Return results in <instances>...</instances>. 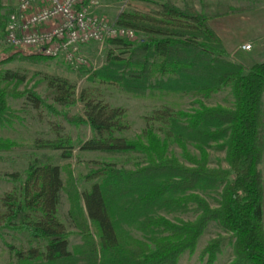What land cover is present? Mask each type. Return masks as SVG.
Instances as JSON below:
<instances>
[{"label":"trees","instance_id":"trees-1","mask_svg":"<svg viewBox=\"0 0 264 264\" xmlns=\"http://www.w3.org/2000/svg\"><path fill=\"white\" fill-rule=\"evenodd\" d=\"M5 1L0 0V39L9 16ZM161 7V19L131 13L118 17L119 25L139 31L145 42L134 46L126 40L110 41L128 58L112 56L105 72L96 73L93 80L142 93L155 87L151 81L159 74L161 89L166 86L184 95L206 97L231 87L234 107H209L198 101V109L186 112L165 106L146 118L143 137L130 140L124 136L130 129L125 109L112 106L92 89H84L77 98L76 87L68 80L48 78L49 98L55 105L82 104L83 114L62 115L71 125L88 127L91 137L75 142L57 131L56 140H36L35 149L61 152L64 160L72 159L77 148L81 152H138L146 161L135 170L103 164L87 176L91 186L83 192L75 178L65 183L61 166L40 159L29 163L24 176L11 175L16 186L2 199L5 212L0 217V236L20 234L28 244L9 245L14 264H178L184 254L195 253L212 222H218L228 235L205 248L207 264H215L227 239L234 249L231 264H264L260 169L264 62L249 66L233 61L207 14L171 1ZM223 7L216 6L219 15L240 12L230 7L223 11ZM14 82L22 79L10 71L0 74V125L13 117L10 96H24L37 110L46 107L54 112V105H46L33 93L11 91ZM170 143L181 149L186 163L169 154ZM189 144L199 154H193ZM213 144L226 151L229 169L210 167ZM5 146L17 145L0 140V148ZM220 189L217 207L200 195V191ZM64 193L70 203L69 218L82 238L74 251L73 233L59 217ZM189 210L197 213L193 221H172L159 214Z\"/></svg>","mask_w":264,"mask_h":264},{"label":"rangeland","instance_id":"rangeland-1","mask_svg":"<svg viewBox=\"0 0 264 264\" xmlns=\"http://www.w3.org/2000/svg\"><path fill=\"white\" fill-rule=\"evenodd\" d=\"M168 1L181 8L185 6L193 7L199 12L210 16V25L223 40L233 61L242 62L249 66L264 62V0H103L102 4L95 9V13L116 24H118V17L127 13L161 19V5ZM17 3L18 0L5 1L6 9H9V15L15 9ZM217 5L239 9L240 12L219 15ZM226 7H223V11L226 10ZM135 31L137 32L136 38L128 42H133L134 46H138L145 42V38L142 34H139V31ZM5 38L6 28L3 38L0 39V74L10 71L22 79L21 83L14 82L12 84L11 91L15 90L21 94L33 93L44 100L46 105H54V112L46 107L37 110L24 96L20 98L10 96L8 98L13 117L10 118V122L0 125V140L13 142L17 146L0 148V217L5 212L2 199L6 194L13 192L16 186L11 175L24 176L29 163L35 159H40L43 163L61 166L65 183L68 182L70 177L75 178L79 190L82 192L91 186L87 176L98 170L103 164H113L118 168L135 170L138 165H143L146 161L145 155L138 152H81L77 148L74 150L72 159L64 160L61 158V152L35 149L33 145L36 140H56L58 137L57 131H60L62 137L70 136L75 142L87 140L91 137V131L88 127L71 125L62 115L64 112H69L72 115L83 114L82 104L79 103L77 106L69 107L55 105L53 99L49 98L48 78L57 77L68 80L70 84L76 87L77 98L84 89H92L112 106L125 109L127 113L126 121L130 125V129L124 133V136L130 140H138L143 137V132L147 126L146 118L165 106L176 111L186 112L198 109V101L209 107H234L235 98L231 87L206 97L202 95H184L182 92L172 91L166 86L161 89L159 74H156L157 76L155 75L151 81L152 86L155 87H150L142 93L127 91L120 86L98 78L93 80L96 73L102 74L105 72V69L111 64L110 58L112 56L128 58V53H124L121 47L110 44V41L91 43L83 47L82 53L86 63L75 68L63 61L45 58L33 51L11 49L5 45ZM246 46H251V48L245 49ZM155 62H151V64L155 63L157 65L159 63L157 60ZM159 133L161 136V132ZM189 149L193 154H199L191 144H189ZM209 153L211 168L221 166L229 169L224 149L217 144H213L209 149ZM169 154L186 163L182 157L181 149L176 144L170 143ZM260 169L264 181V154ZM220 193L221 189L207 192L200 191V195L205 197L212 207L218 206ZM69 210L70 203L64 193L59 208V217L68 231L73 233L71 250L74 251L76 247L82 245V238L69 218ZM159 214L172 221H193L197 217V213L193 210L161 211ZM134 234L137 237H142L140 233L135 232ZM221 235L227 236L228 234L218 222L210 223L200 238L195 253L184 254L178 264H207L204 250L211 241ZM9 245L21 248L22 246L27 247L28 244L25 237L20 234L16 236L3 234V236H0V264H14L11 259L12 256L9 254ZM233 260V243L231 239H227L222 245L215 264H231Z\"/></svg>","mask_w":264,"mask_h":264},{"label":"built area","instance_id":"built-area-1","mask_svg":"<svg viewBox=\"0 0 264 264\" xmlns=\"http://www.w3.org/2000/svg\"><path fill=\"white\" fill-rule=\"evenodd\" d=\"M103 0H18L6 24L5 45L78 68L91 43L132 41L137 32L98 16ZM246 46L245 49H250Z\"/></svg>","mask_w":264,"mask_h":264}]
</instances>
